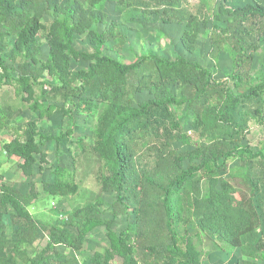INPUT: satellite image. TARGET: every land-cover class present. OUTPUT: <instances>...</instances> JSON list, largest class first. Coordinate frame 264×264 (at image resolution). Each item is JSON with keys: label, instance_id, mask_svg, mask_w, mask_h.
<instances>
[{"label": "trees", "instance_id": "1", "mask_svg": "<svg viewBox=\"0 0 264 264\" xmlns=\"http://www.w3.org/2000/svg\"><path fill=\"white\" fill-rule=\"evenodd\" d=\"M213 1L196 0L190 8L189 0H0V86L16 80L32 97L44 74L59 77L62 84L41 90L33 109L50 114L71 102L81 115L98 116L93 149L102 161L99 180L116 196L107 208L99 200L62 224L45 225L29 212L33 195L0 185V264H112L115 255L123 264H199L190 237L201 233L239 249L242 264H264V152L243 143L250 122L264 129V74L252 77L264 41V0H218L217 11ZM108 4L124 24L185 25L182 41L190 51L202 28L215 21L210 56L228 55L233 85L249 88L235 93L183 57L143 55L126 64L104 55L106 44L121 52L127 42L120 24L107 21ZM47 16L52 20L44 23ZM98 25L106 27L92 30ZM42 40L49 47L45 62L39 60ZM72 59L90 64L71 71ZM8 61L17 64L15 71ZM67 115L73 117L72 110ZM188 127L199 141L193 150L177 152L174 143L193 142ZM66 136L32 130L24 142L13 140L4 149L31 175L36 156L46 160L42 147ZM234 157L239 164L231 171ZM60 175L56 171L54 181L44 183V192L76 194L78 186ZM235 195L243 211L232 201ZM124 214L132 221L117 233L113 225ZM99 227L108 230L109 250L73 255ZM41 234L46 245L31 256Z\"/></svg>", "mask_w": 264, "mask_h": 264}, {"label": "rangeland", "instance_id": "2", "mask_svg": "<svg viewBox=\"0 0 264 264\" xmlns=\"http://www.w3.org/2000/svg\"><path fill=\"white\" fill-rule=\"evenodd\" d=\"M195 3H197L196 0H189L190 8H193ZM212 5L217 11L218 0L213 1ZM106 13L108 22L120 24L122 32L127 37V42L121 52L114 49L113 43L106 44L102 50L104 55L126 64L134 62L143 55L161 56L170 61H174L177 57H183L196 61L208 69L213 79L225 81L235 93L245 92L249 88L248 85H242L239 88L233 85V80L230 78L232 62L228 55H222L218 60H214L210 56L212 51V24L215 21L212 20L208 26L202 28L193 46L194 50L190 51L182 41V35L187 28L185 25L124 24L120 13L115 11L112 4L107 5ZM51 20L47 16L43 22L49 23ZM105 27L102 25L93 26L92 30L101 32ZM12 42L13 40L10 41V45ZM48 52V44L46 40H42L39 60L47 61ZM89 64L83 59H72L70 70L86 69ZM8 65L13 71L17 69L16 63L8 61ZM260 73L264 74V41L260 42L257 50L252 77L256 78ZM40 81L41 84L34 85L32 97L16 80H11L9 84L3 83L0 86V185L9 186L22 194L33 195L29 212L34 220L45 225H58L62 224L76 209L94 204L99 200H102L104 207L107 208L115 201L116 196L113 193L103 191L99 180L102 161L99 154L93 149L98 116L81 115L76 110L75 104L71 102L60 103V107H63L64 110H57L56 108L50 114H42L38 110L34 111L33 105H35V100L40 98L41 90L48 91L50 85L62 84L59 77L51 76L48 73L44 74ZM69 110H72L73 117L67 115ZM64 111H66L65 114ZM100 112L101 110L98 115ZM180 116L182 117V113ZM182 119L186 125L190 124L189 117ZM32 130L56 137L61 134L67 136L59 145L53 141L42 147V151L46 154V160L40 161V156H36L37 162L33 173L24 175L19 167V163L22 161L16 156H8L4 145L13 140L24 142L27 132ZM188 131L192 134L193 142L191 144L174 143L172 149L183 152L195 148V142L199 141L198 137L194 130ZM68 132L70 133L67 134ZM243 143L248 144L250 149L256 153L264 152L263 127L250 122ZM238 164V158H232L229 165L231 171ZM56 171L61 172L60 176L64 180L74 182L78 186L76 194L52 197L44 192V183L54 181ZM230 176L231 173L223 175L235 184L236 179H231ZM232 201L239 209H243V204L238 195H235ZM131 221V215H121L116 220L112 230L120 233L126 229ZM190 239L193 248L199 254V264H242L246 259L239 249L228 248L215 237L206 233H201L199 237H190ZM46 241V236L41 234L37 242L29 248L30 255L38 253L46 245ZM109 248L108 230L105 227H99L88 234L82 250L77 254L73 253V255H78L82 259V257L94 253L104 254ZM70 254L72 253L70 252ZM111 263L123 264V259L115 255Z\"/></svg>", "mask_w": 264, "mask_h": 264}]
</instances>
